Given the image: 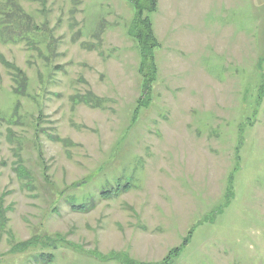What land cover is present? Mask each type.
<instances>
[{"label": "rangeland", "instance_id": "obj_1", "mask_svg": "<svg viewBox=\"0 0 264 264\" xmlns=\"http://www.w3.org/2000/svg\"><path fill=\"white\" fill-rule=\"evenodd\" d=\"M133 12L0 0V264H264V0H157L148 92Z\"/></svg>", "mask_w": 264, "mask_h": 264}, {"label": "trees", "instance_id": "obj_2", "mask_svg": "<svg viewBox=\"0 0 264 264\" xmlns=\"http://www.w3.org/2000/svg\"><path fill=\"white\" fill-rule=\"evenodd\" d=\"M128 1L131 3L134 9L133 18L131 19V22L128 27V31H129L128 34L132 37L135 44L137 45L138 55H139V64L137 69L142 77L141 78L142 86L148 92V90L151 89L153 82L155 81V77L158 73V66L156 63L154 51L156 47L160 46V41L155 34L153 22L151 19V14L157 9V0H128ZM3 63L6 65V67L11 66L18 70L19 75L14 77L16 78L15 82L19 77H22L21 70L17 68L14 64L9 62L7 63L4 60ZM20 84L21 87L19 88V91H22L24 90L25 81H23ZM88 101L89 100L87 96L85 102ZM92 106L97 107V104H92ZM228 188L229 189L227 190V200L229 199L228 197L232 195V187L230 181L228 184ZM190 236H191V232H189L185 237H183L179 245L172 247L167 252L166 256L156 264H172L173 260L181 253L183 247L187 245ZM38 237H41V235H39ZM38 237L32 236V238L30 237L28 240L23 241L22 243L25 244V248H27L30 246H34L41 241H44V245H52L55 247V245L59 243V241H63V237L58 233L49 236L46 235L45 238H38ZM85 253L87 254V252ZM50 255L52 254H47L46 256L49 257ZM87 255L93 256L90 252H88ZM125 262L127 264H149V263H140L133 259H125Z\"/></svg>", "mask_w": 264, "mask_h": 264}, {"label": "crops", "instance_id": "obj_3", "mask_svg": "<svg viewBox=\"0 0 264 264\" xmlns=\"http://www.w3.org/2000/svg\"><path fill=\"white\" fill-rule=\"evenodd\" d=\"M251 1V3L254 1V0H250ZM241 4V3H240Z\"/></svg>", "mask_w": 264, "mask_h": 264}]
</instances>
